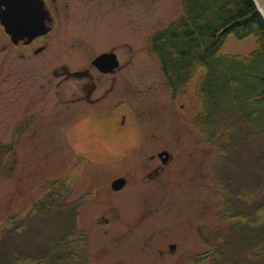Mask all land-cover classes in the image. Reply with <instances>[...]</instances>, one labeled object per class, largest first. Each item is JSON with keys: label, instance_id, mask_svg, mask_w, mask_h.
<instances>
[{"label": "rangeland", "instance_id": "1", "mask_svg": "<svg viewBox=\"0 0 264 264\" xmlns=\"http://www.w3.org/2000/svg\"><path fill=\"white\" fill-rule=\"evenodd\" d=\"M56 3L66 19L48 53L33 56L26 51L21 58L15 52H0V139L15 143L18 154L15 173L0 177V228L5 239L0 242V259L8 264L7 258L18 252L36 260L47 258L49 245L64 237L70 247L80 244L86 264H264V134L248 124L237 125L239 115L220 114L221 124L213 122L231 141L232 151L225 154L193 124L201 107L197 81L173 103L169 88L158 87L156 64L147 51L149 39L182 14L181 0ZM257 47L256 37L242 42L230 37L224 52L250 56ZM112 48H118L124 63L130 50L134 54L127 79L139 92L133 96L145 138L172 150V159L157 175L141 161L156 153L153 150L149 155H129L124 165H98L113 159L102 157L103 149L114 150L116 145L119 150L113 155L124 154L127 146L120 144L132 138L123 134L124 128L115 136L102 134L101 127L113 132L99 120L90 123L93 130L81 123L73 131L83 115L79 104L68 110L71 97L57 94L62 80L57 73L64 71L63 65L80 70ZM28 66L39 72L35 82L31 74L21 77ZM65 84L69 94L79 83L66 81L62 89ZM150 108L153 115L148 114ZM38 109L29 125L33 130L17 137L21 118ZM210 119H215L213 114ZM57 120L60 125L54 127ZM85 153L96 161L84 165L79 159ZM122 175L130 177L128 186L113 192L112 181ZM69 177L72 189H58L61 199L53 214L30 215L31 204L54 190L49 185L67 183Z\"/></svg>", "mask_w": 264, "mask_h": 264}, {"label": "trees", "instance_id": "2", "mask_svg": "<svg viewBox=\"0 0 264 264\" xmlns=\"http://www.w3.org/2000/svg\"><path fill=\"white\" fill-rule=\"evenodd\" d=\"M182 1L184 14L152 40L170 85L178 91L196 80L197 92L204 101L202 118L213 114L218 121L223 113L230 118L239 115L237 125L248 124L264 134V18L254 0ZM251 36L257 38L258 47L250 56L223 52L230 37L243 41ZM17 168L15 146L0 140V177L13 175ZM53 185L55 189L49 195L32 205L30 215L46 217L54 213L60 200L56 192L62 182ZM3 237L0 228L1 243ZM52 244L47 258L36 260L18 252L7 258L8 264H86L81 260L80 244L70 247L64 237ZM0 264L6 263L0 259Z\"/></svg>", "mask_w": 264, "mask_h": 264}, {"label": "flooded vegetation", "instance_id": "3", "mask_svg": "<svg viewBox=\"0 0 264 264\" xmlns=\"http://www.w3.org/2000/svg\"><path fill=\"white\" fill-rule=\"evenodd\" d=\"M57 0H0V52L10 51L15 52L21 58L27 54L24 52L30 51L33 56H41L44 53H48L52 38L59 35L63 31L60 28V24L66 19L65 15L61 12L60 7H57ZM133 50V49H132ZM108 54H115L118 59V65L111 68L110 63L113 59H109L104 68L101 70L95 65L94 59L100 55H96L94 59L90 60L88 65L80 70H71L67 65H63L61 68L64 69L62 73H57L58 77L61 76L62 80L59 81V89L57 94L60 97H71L69 104H66L68 110H70L71 104H79L78 110L81 109L83 115L78 119L86 120L84 123L91 128L90 121L99 120V123L106 124L113 134L109 133L103 127L99 131L105 135L115 136L119 129L124 128V133L127 134L130 143L120 144L122 148L127 146L124 154L113 155L116 150H104L102 155H106L108 158H113L114 164L124 165L125 161L128 160L129 155L136 156L139 153L145 155L152 154V150L156 153L153 155L146 156V160H141L146 165L151 175H157L161 172L164 165L168 164L172 159L173 153L170 146L154 145L149 138H145V132L143 131L144 124L139 117L138 112L136 113L135 108V97L136 93H139L135 89L134 83H129L127 79L128 69L134 67L133 57L131 50L128 53L127 63H124L121 54L118 52V48H112L106 50ZM103 52V53H105ZM31 56V55H30ZM47 56L45 55V60ZM46 63V62H45ZM156 72L159 78V86L165 87V80L162 78V72L156 67ZM31 74V78L36 81V77L39 74L35 67L22 71V79L27 78ZM42 78L46 79V76L42 75ZM70 80H78L77 90L69 91L67 94V86L63 83ZM131 96V97H130ZM174 101L180 100L179 97L171 95ZM92 109V111H89ZM41 109L26 113L25 117L21 118L22 124L20 132L26 133V123L24 121H32L34 115H37ZM198 112V111H197ZM196 112V113H197ZM195 113V114H196ZM68 111L64 112L67 115ZM149 115H153V112H148ZM194 114V115H195ZM193 115L192 118H195ZM59 120L53 121L54 127L59 126ZM39 129V128H34ZM27 130H33L32 127ZM93 130V129H92ZM69 133V132H68ZM125 136L121 137L120 140L124 139ZM149 140V141H148ZM119 148V147H118ZM103 157V156H102ZM149 157V159H147ZM94 161H96L94 159ZM101 161V160H100ZM153 165V167L148 164ZM141 167H143L141 162ZM137 172V170H136ZM132 173V178L136 176ZM124 178V184L119 186L118 189L112 188V183L115 179ZM149 178V176H148ZM111 183L113 192H120L124 190L128 184L129 179L127 175H122L115 178ZM151 179V178H150ZM91 192H89L90 194ZM174 245V244H172ZM171 245V246H172ZM170 246L171 249H174Z\"/></svg>", "mask_w": 264, "mask_h": 264}, {"label": "water", "instance_id": "4", "mask_svg": "<svg viewBox=\"0 0 264 264\" xmlns=\"http://www.w3.org/2000/svg\"><path fill=\"white\" fill-rule=\"evenodd\" d=\"M258 1L260 3L261 7L264 9V0H258Z\"/></svg>", "mask_w": 264, "mask_h": 264}, {"label": "bare ground", "instance_id": "5", "mask_svg": "<svg viewBox=\"0 0 264 264\" xmlns=\"http://www.w3.org/2000/svg\"><path fill=\"white\" fill-rule=\"evenodd\" d=\"M258 2V1H257Z\"/></svg>", "mask_w": 264, "mask_h": 264}]
</instances>
